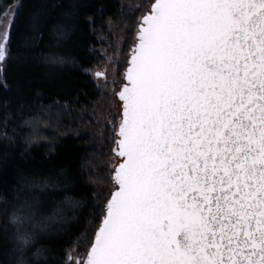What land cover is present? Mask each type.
<instances>
[{
	"label": "snow or ice",
	"instance_id": "6c2138e0",
	"mask_svg": "<svg viewBox=\"0 0 264 264\" xmlns=\"http://www.w3.org/2000/svg\"><path fill=\"white\" fill-rule=\"evenodd\" d=\"M20 7L0 12L2 63ZM134 11L123 72L109 81L107 65L84 69L98 89L111 83L118 112L106 120V179L92 181L104 187L70 205L86 210L90 227L65 240L58 264H264V0H147ZM98 15L102 6L71 0L50 36L95 30ZM42 16L27 21L26 51L44 39ZM36 215L28 200L12 212L0 264L55 259L37 246Z\"/></svg>",
	"mask_w": 264,
	"mask_h": 264
},
{
	"label": "trees",
	"instance_id": "16d2710c",
	"mask_svg": "<svg viewBox=\"0 0 264 264\" xmlns=\"http://www.w3.org/2000/svg\"><path fill=\"white\" fill-rule=\"evenodd\" d=\"M15 1L0 0V12ZM126 1L89 0L93 10L96 6L104 9L103 17L96 18L95 30L80 28L57 42L49 29L69 10L71 0H20L22 7L3 69V83L10 91L0 88V126L7 131L0 136V253L8 251L9 217L25 200L37 205L33 227L37 246H48L49 256L55 257L49 264H58L69 246L65 243L69 236L74 239L90 227L86 210L70 206L77 200L87 204L90 193L104 187L92 181L97 175L106 179L105 156L89 144L91 134L77 118L78 110L90 109L99 97L84 69L95 65L93 49L108 28L117 25L133 32L137 15L125 13ZM37 10L43 13L44 39L26 51L27 21ZM53 53L62 54L66 62H47L46 56ZM40 181H48L50 186L37 189L34 185Z\"/></svg>",
	"mask_w": 264,
	"mask_h": 264
},
{
	"label": "rangeland",
	"instance_id": "374dc122",
	"mask_svg": "<svg viewBox=\"0 0 264 264\" xmlns=\"http://www.w3.org/2000/svg\"><path fill=\"white\" fill-rule=\"evenodd\" d=\"M147 0H127L126 1V8L125 10L127 13H136V15H139V12L134 11L136 8V5L139 3H146ZM16 5H20V0L15 1L12 5L7 7L5 11H8L12 8H14ZM123 5V7H125ZM124 26V25H123ZM122 26V27H123ZM125 28H120L116 25V27H111L107 29V34L102 37L98 41L97 47L93 49L95 53L96 63L94 66H99L101 68L105 67L107 65L108 72H109V81H111L112 74L118 70L119 73L123 72L124 64L126 63V57L129 51V48L131 47V43L133 40V32L129 34V32H126ZM2 64V67L4 69V64ZM91 81L95 84L93 79L91 78ZM0 82L3 83V73L2 76H0ZM96 87V84H95ZM99 97L97 102H94L90 109L84 108L82 110H78L79 113H83L86 110V113L84 115L83 121L86 124L85 130H87V133L91 134V141L89 144L91 146L98 147L99 152L102 153L104 160H103V166L105 168L107 167L105 161L107 160V156L109 153V143H108V136L111 135V128L109 125H107L106 120H112L116 118V114L118 112L117 107V99L113 92L111 91V83L109 82V85L105 86L103 83H101L100 88L98 89L96 87ZM97 108V112H93V107ZM74 112H77L75 110ZM104 117L105 119H102L99 124L95 123L93 120L89 119V117ZM47 130L48 127H45ZM87 128V129H86ZM55 128L52 129L54 131ZM103 133V135L101 134ZM104 149V151H103Z\"/></svg>",
	"mask_w": 264,
	"mask_h": 264
}]
</instances>
